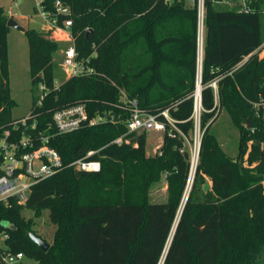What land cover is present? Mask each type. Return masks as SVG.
I'll list each match as a JSON object with an SVG mask.
<instances>
[{"label":"trees","instance_id":"16d2710c","mask_svg":"<svg viewBox=\"0 0 264 264\" xmlns=\"http://www.w3.org/2000/svg\"><path fill=\"white\" fill-rule=\"evenodd\" d=\"M56 1L69 7L59 24L72 20L79 59L88 60L94 73L56 86L57 43L38 31L25 32L32 92L41 84L49 90L41 105L33 95L27 134L34 149L41 146L40 133L54 131L52 117L59 109L82 103L90 118L109 113L115 122L50 139L64 166L33 185L26 203H0V235L7 246L1 249L22 252L40 264H264V133L251 104L264 93V57L251 55L264 41V0H203L204 137L183 208L191 173L199 0H39V6L55 18ZM8 20L0 7V128L15 121ZM246 57L233 76H225ZM214 81L218 96L209 86ZM122 92L165 122L154 156L146 155L147 133L128 134ZM221 109L238 126L246 111L254 124L253 135L241 127L245 168L225 156L212 133ZM119 137L122 145L113 143ZM90 151L95 152L90 159L101 163L100 172L69 166ZM159 183L166 184V199L152 201L151 190ZM24 208L49 211L55 234L47 251L32 241L30 233L36 232L23 218Z\"/></svg>","mask_w":264,"mask_h":264},{"label":"built area","instance_id":"2783aa9c","mask_svg":"<svg viewBox=\"0 0 264 264\" xmlns=\"http://www.w3.org/2000/svg\"><path fill=\"white\" fill-rule=\"evenodd\" d=\"M41 17L46 22L48 31H59L67 35L69 45L64 49L63 55V68L65 71V79L70 77L87 76L94 73V69L90 66L89 61L79 59L76 49L75 39L71 33L73 25L72 20L65 19L63 24H59V18L65 17L70 13L68 6H65L60 1L55 3V18H52L50 13L44 12L41 8ZM246 11H252L251 8L246 7ZM204 2L199 0L197 7L198 26H197V86L194 94V112L192 118L194 120L193 143L190 146L191 152V173L185 187V192L182 198V207H184L188 197L191 193L194 176L198 164V154L201 148L202 140L204 137V130L201 128V94L198 89L202 88L201 80L203 75V53H204ZM257 55L260 58L264 57V41L263 43L251 54ZM250 55V56H251ZM246 57L231 71L225 73V76H233L247 61ZM63 82V81H62ZM218 81L212 82L209 86L213 88L215 96H218ZM56 86L61 84L55 81ZM200 87V88H199ZM203 89V88H202ZM40 96L38 104L41 105L46 96L49 94L45 84L38 87ZM125 108L129 111V116L125 121V125L130 133H162L166 131V124L158 118V116L148 114L138 107L135 100H131L127 95L122 92L120 97ZM255 115L263 125L264 133V93L259 95V98L252 102ZM161 115L174 127L173 120L170 118L168 111H163ZM27 121L28 118L16 119L12 123L11 128H0V203L5 206L9 205L10 200H16L18 204H24L28 200L31 189L36 183L54 176L64 166L59 153L49 146L52 137L71 133L83 128L95 127L97 125L114 123L115 117L113 114H100L93 118L88 116L85 104H76L54 112L52 117V124L54 131L51 135H44L40 133L39 139L41 146L34 149V142L27 134ZM36 127L34 122L31 128ZM115 144L122 145L123 137L114 140ZM264 151V139L261 144ZM94 151H90L87 155L77 161L69 164L70 167L75 169L89 172L98 173L101 171V163L96 160H91L90 157L94 155ZM264 184V178L262 180ZM6 236H4V240ZM24 253L11 252L2 250L0 248V263L1 264H21L24 260Z\"/></svg>","mask_w":264,"mask_h":264},{"label":"rangeland","instance_id":"374dc122","mask_svg":"<svg viewBox=\"0 0 264 264\" xmlns=\"http://www.w3.org/2000/svg\"><path fill=\"white\" fill-rule=\"evenodd\" d=\"M233 1L242 2L243 0ZM187 5L189 7H193L190 2ZM229 6V8L234 9V5ZM0 7L3 9L4 13L8 15L9 19L16 21L20 26L25 28L26 31H38L41 34L48 35V37L57 43V49L53 55V69L55 80L60 84V82H62L66 77L62 63L64 49L69 45V41L65 39L66 36L56 34L54 32H47V24L41 17L39 0H0ZM8 50L10 93L12 100H14V105L11 111L12 119L16 120L28 118L33 105V95L37 99L40 96V92L38 90H34L32 92L29 65V42L24 32L10 28L8 35ZM219 112V117L212 127V133L225 156H227L228 159L235 164V166L239 165L241 168H245L247 167L246 155L240 158V143L243 142L241 127L250 131L253 135L254 124L246 111H243L241 115L243 122H239L241 123L239 126L234 122L230 114L225 109H221ZM162 140V133H147L146 155L154 156L161 146ZM250 142L251 141H248L247 143L250 144ZM200 155L201 148L199 150L198 158H200ZM236 168L237 167H235V170ZM237 176L240 179V174L238 172ZM209 186L210 183L208 182L207 186H203V189H206ZM166 190V184L159 183L158 186L152 188L151 190V200H165L167 194ZM23 218L27 224L30 222L33 224V230L37 234L41 235L47 243L52 242V238L55 234V226L50 219L48 210L42 209L41 211H37V209L34 208H24ZM3 223L6 226H10V222L8 221H4ZM0 248L7 249V246L4 243V235H0ZM262 260H264V258ZM21 264L40 263L34 257L25 256Z\"/></svg>","mask_w":264,"mask_h":264},{"label":"water","instance_id":"95a60500","mask_svg":"<svg viewBox=\"0 0 264 264\" xmlns=\"http://www.w3.org/2000/svg\"><path fill=\"white\" fill-rule=\"evenodd\" d=\"M7 26L9 28H14V29H17V30L22 31L24 33L26 32L25 28H23L22 26H20L13 19H9L8 20ZM90 32H92V31L89 30L88 33H87V36L90 34ZM198 91H199L198 93L202 94V88L198 89ZM249 128H250V125H249ZM30 237H31L32 241L34 243H36L42 250L47 251L50 248V244L47 243L43 238L38 237V236L34 235L33 233H30Z\"/></svg>","mask_w":264,"mask_h":264},{"label":"crops","instance_id":"0c3cea01","mask_svg":"<svg viewBox=\"0 0 264 264\" xmlns=\"http://www.w3.org/2000/svg\"><path fill=\"white\" fill-rule=\"evenodd\" d=\"M46 29H48L47 26H46ZM47 32H54V33H56V34H61V35H63V36H66L65 39L67 38V35H66L65 33H62V32H59V31H47ZM66 40H67V39H66ZM66 42H68V41H66ZM52 239H53V238H52Z\"/></svg>","mask_w":264,"mask_h":264}]
</instances>
